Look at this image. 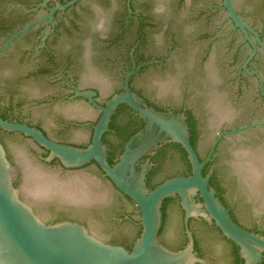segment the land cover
<instances>
[{
	"label": "water",
	"instance_id": "95a60500",
	"mask_svg": "<svg viewBox=\"0 0 264 264\" xmlns=\"http://www.w3.org/2000/svg\"><path fill=\"white\" fill-rule=\"evenodd\" d=\"M77 1L58 6L47 18L53 20L58 9ZM140 1L142 12L154 24L146 29L149 46L145 54L162 55L173 43L177 48L166 68L147 70L134 85L160 104L190 107L204 131L205 139L199 144V151L204 155L223 126L256 113L254 91L250 89L238 96L232 83L238 62L246 57L249 48L245 46L237 56L227 42L205 41L199 37L203 33H218L220 19L192 18L217 0H195L182 9L177 6L178 0ZM124 2L84 0L78 11L71 14L67 26L59 29L60 35L51 43V52L40 53L39 64L28 52L33 40L16 43L8 54L0 57V114L39 126L51 138L36 127L0 118L2 130L27 137L0 132V264L200 263L190 232V244L184 250L166 248L178 246L184 238L183 211L177 202L168 203L166 225L159 234L163 227L164 201L173 197L180 199L187 219L203 217L213 222L240 248L245 264H259L264 257V237L244 230L233 220L211 186L210 177L203 175L216 144L224 135H235L255 126L221 135L208 159L201 161L191 142L187 116L148 107L130 87L135 70L127 74L123 93L114 95L105 106L95 102L98 95L95 91L76 92L77 97L88 101L98 112L84 100L65 98L70 90L65 84L63 69L80 88L98 89L103 101L122 87V62L128 59V51L138 39L136 26L130 27V33L121 39L124 24L119 17L124 12ZM234 2L224 0V6L234 29L243 33L253 49L243 66L246 68L258 50L249 33L264 50L260 35L249 25L264 30V0ZM235 6L249 24L241 19ZM34 24L8 38L0 52L8 50ZM259 68L264 75V55ZM120 106L128 107L146 125L127 142L119 161L111 165L103 137ZM77 120H98L87 149L56 142H89L90 129H63L64 122ZM163 143L177 144L186 152L192 174L170 179L149 190L146 173L150 166L138 168L137 162ZM228 145L218 165L226 200L236 207L240 222L250 227L258 224L264 230V142L252 148ZM38 146L48 152L47 163L58 160L68 170L94 163L119 192L137 205L141 229L111 222L125 211L138 217V209L117 193L95 167L83 173L62 174L56 165L45 166L39 161ZM187 167L183 155L172 151L154 180L185 171ZM195 196L202 203H196ZM67 217L84 221L87 228L73 222L48 224ZM198 238L211 245L209 264H234L229 248L219 242L216 231L200 228ZM107 242L133 247L129 252ZM202 263L205 264L203 260Z\"/></svg>",
	"mask_w": 264,
	"mask_h": 264
},
{
	"label": "flooded vegetation",
	"instance_id": "af4514ba",
	"mask_svg": "<svg viewBox=\"0 0 264 264\" xmlns=\"http://www.w3.org/2000/svg\"><path fill=\"white\" fill-rule=\"evenodd\" d=\"M73 0H0V38L3 40L0 42V47L4 46L7 42V39L16 34L17 32L24 30L27 28L28 25L31 23H35L29 31L21 34L18 38L11 44L8 50L4 52H0V57L8 54L14 45L22 40H33V44L31 49L28 51L30 55H33L35 61L39 64V57L40 53L51 51V43L54 39H57L60 35L59 29L64 25L67 26L68 22L71 21V14L78 11L82 2L84 0L77 1L74 5H71L65 9H58L54 13L53 20L47 18L53 9L58 8V6H65L69 4ZM195 0H178L177 6L182 8H186L188 3H193ZM234 2V0H233ZM143 3V2H142ZM140 0H125L124 2V12L119 17L124 24L123 30L120 32L122 38H125L130 33V27L133 28L136 26L135 31L137 34L138 39L130 47L128 51V59L122 62L124 66V73L122 76V87L115 91L112 95L107 98V100L100 99V92L98 89L94 87L88 88H80L79 85L74 82L67 74V70L63 69V77L65 80V84L70 90L69 93L65 96L66 99L71 100H84L81 97L76 96L77 91L85 92V91H95L97 92V96L94 98L95 102L100 106H105L106 103L117 94H121L124 91V80L127 74L133 70L136 73L130 79V87L131 89L143 100V102L150 108L155 109L156 111L166 112V113H174V114H185L187 116V122L191 129V139L193 137L194 141V149L197 152L201 161H206L214 148V145L219 140L220 136L226 133H230L233 131H237L239 129H243L246 126H255L253 128L247 129L244 132L237 133L235 135H224L216 144L214 152L212 154L210 162L205 167L204 171L206 176L210 177V184L213 188L217 191V197L221 200L224 206L229 210L230 215L232 216L233 220L244 230L260 235L264 237V230L258 226V224L254 227H250L245 225L244 223L240 222L236 217V207L230 204L225 197V190L223 186L220 184V180L218 177V165L223 161L222 156L225 154V149L230 145L234 147L240 146H254L256 143L264 142V75L262 74L259 68V62L262 55H264V50L258 46L255 37L249 33L252 41L257 45V53L253 57V59L248 63L247 67L244 68L243 66L249 60L253 49L248 41L244 38L243 33L239 29H234L233 22L228 15V12L224 6V0H217L211 3V5L207 6L206 8L201 9L198 14L192 17L195 20H210L212 21L215 18L220 19L221 24L219 26V30L217 34L212 33H203L199 36L202 40L209 41L214 40L215 42L218 41H225L228 44L229 49H234L235 54L238 56L242 49L247 46L249 48V53L246 57L237 65V69L235 71V76L232 79V83L235 85L237 95H244V93L250 89L254 91L253 100H254V107L256 109V113L254 116H251L248 119L243 121L237 122L235 124L223 126L210 142L208 149L204 155H202L199 151V144L204 141L205 135L204 131L201 129V122L196 117L194 112L190 107L186 104H182L181 106H172L167 104H160L155 99H152L144 94L141 89L135 87L134 83L136 79L143 76V74L152 68L160 69L166 68L170 59L172 58L173 53L176 51L177 45L173 43L168 51L162 55L157 56H147L145 54L146 48L149 46L147 44V28L152 27L154 24L151 20L142 12L141 8H143ZM45 5V6H44ZM235 5V2H234ZM236 8V6H235ZM238 15L241 19L247 22L238 9L236 8ZM38 22V23H37ZM248 23V22H247ZM249 24V23H248ZM134 25V26H133ZM259 35L264 43V30L258 29L256 26L249 24ZM228 26L226 29L225 27ZM120 37V36H119ZM241 37V40L239 39ZM103 40V39H102ZM105 42H110L106 40ZM211 44V43H210ZM238 61V57L235 58ZM144 64H147L143 66ZM254 73V74H252ZM86 101V100H84ZM91 108L98 112L96 108L93 107L88 101H86ZM121 107V106H120ZM119 107V108H120ZM118 108V109H119ZM115 112V121L114 126L111 127L113 123V117L109 126V131L105 133L103 137V143L108 148V156L110 152H115V159L114 162L117 163L122 154L119 153L120 147L127 144V142L135 136L141 129L145 126H142L145 123L144 119L139 117L137 114L133 113L129 110L118 111ZM113 115V116H114ZM0 118L10 123H20V124H27L32 127H36L41 130L47 137V132L39 126L31 125L27 123L25 120L16 117H6L0 114ZM99 119V118H98ZM97 121H90V122H82V121H67L64 122V130L65 131H72V130H81L84 128H88L91 130V136L89 142L86 144H80L74 141H56L61 144H65L68 146H72L79 149H87L91 143V138L93 134V127L97 124ZM146 125V123H145ZM136 130L138 132H136ZM0 132L5 134H19L22 137V134L17 132H7L0 128ZM136 132V133H135ZM134 133V134H133ZM133 134V135H132ZM128 137V139H127ZM27 138V137H25ZM50 138V137H49ZM29 139V138H28ZM51 139V138H50ZM127 139V140H126ZM31 140V139H30ZM1 141V139H0ZM192 141V140H191ZM2 142V141H1ZM35 143V142H34ZM39 147V146H38ZM40 148V147H39ZM252 148V147H251ZM116 149V150H115ZM182 148L174 143H163L160 144L153 152L145 157H142L138 162V168H142L144 166H150L148 172L146 173V184L149 190H153L158 185L162 184L165 181L170 179L178 178V177H187L192 174V166L191 172L189 171L188 166V157L187 160L184 159V154L182 153ZM38 153L39 161L45 166L56 165L57 169L62 174H72V173H83L88 170H91L95 167L99 172L101 177L108 182L112 186V188L119 193L124 199L128 200L135 207L138 209L137 205L129 199L127 196L119 192L108 180L107 177L103 174V172L96 167L94 163L82 167L76 170H68L62 167L58 160H53L50 163H47L45 159L48 157V152L40 148ZM176 151L183 155L184 162L187 164V170L179 171L172 174H169L162 179L154 180L156 174L163 168L164 162L166 157L172 152ZM10 158V156H9ZM109 158V157H108ZM12 161V159L10 158ZM189 161V160H188ZM13 162V161H12ZM114 163V164H115ZM190 163V162H189ZM113 164V165H114ZM191 165V164H190ZM151 181V188L148 185V182ZM196 203H202V200L199 196H195ZM169 202H177L182 211H183V220L185 225V232L184 238L181 240L180 244L176 247H166L171 251H181L184 250L190 244V239L188 233L190 232L193 236V246L195 249V253L197 258L200 260V263L197 264H209L208 258L210 253L211 245L207 244L205 240L198 238V229L200 228H209L213 231H216L219 236V242L225 244L229 248V255L231 256L234 264H245L244 260L241 255L240 248L231 240L227 239L223 233L219 230V228L213 223L203 217H190L187 219L186 212L183 210L180 199L178 197H173L166 199L163 204V227L160 231L161 233L164 231L165 223L167 219V207ZM139 216L135 217V215L131 212L125 211L113 219H111L112 223L118 225H130L135 228L141 229L140 226V212L138 209ZM61 222H73L83 225L87 228V225L84 221L73 218L67 217L62 220H54L49 221L48 224H57ZM110 245L121 246L127 249L129 252L132 250L133 245L128 246L124 243H112L107 242ZM134 244V243H133ZM264 255V254H263ZM259 264H264V257L263 260Z\"/></svg>",
	"mask_w": 264,
	"mask_h": 264
},
{
	"label": "trees",
	"instance_id": "16d2710c",
	"mask_svg": "<svg viewBox=\"0 0 264 264\" xmlns=\"http://www.w3.org/2000/svg\"><path fill=\"white\" fill-rule=\"evenodd\" d=\"M124 110H129V111H131L128 107H126V106H121L119 109H118V111H124ZM116 115V114H115ZM113 116V123L111 124V127H113L114 126V121H115V117L116 116ZM142 126H145V123H143V125ZM136 132H138L137 130H136ZM135 132V133H136ZM134 134V133H133ZM132 134V135H133ZM127 139H128V137H127ZM126 139V140H127ZM192 141V145L194 146V141H193V137H192V139H191ZM120 151H119V153L120 154H122L123 153V150H124V146H121L120 148ZM116 150V149H115ZM182 153L184 154V159L185 160H187V154H186V152L184 151V150H182ZM114 159H115V152H110L109 153V163L111 164V165H113L115 162H114ZM187 162H188V166H189V171L191 172V165H190V163H189V161L187 160ZM203 175L204 176H206L205 175V172H203ZM148 185L151 187L152 185H151V181H149L148 182ZM151 188H153V186L151 187Z\"/></svg>",
	"mask_w": 264,
	"mask_h": 264
}]
</instances>
